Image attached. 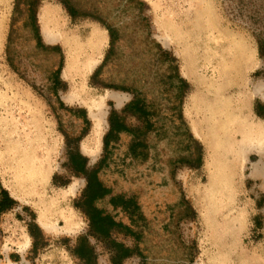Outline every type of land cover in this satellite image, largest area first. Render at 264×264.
Wrapping results in <instances>:
<instances>
[{
  "label": "rangeland",
  "instance_id": "rangeland-1",
  "mask_svg": "<svg viewBox=\"0 0 264 264\" xmlns=\"http://www.w3.org/2000/svg\"><path fill=\"white\" fill-rule=\"evenodd\" d=\"M137 1L71 0L76 9L93 11L119 30L117 49L99 67L109 42L101 23L89 16L71 17L60 0H38L37 34L25 0H0V102L3 97L14 98L5 102L6 107L0 106V190L12 200L11 207L0 213V264H82L73 253L80 235H86L93 246L96 264H111V246L88 235L87 221L74 206L85 179L72 170L69 154L79 152L87 158L88 168L95 167L105 155L102 139L109 112H121L135 89L153 102L156 124L165 130L147 135L145 160L131 159L127 154L130 136L121 133L108 147L98 172L113 194L134 196L144 218L139 228L134 227L140 231L139 240L114 233L116 241L136 249L121 264H264V168L251 171L258 156L249 151L240 182V225L231 241L236 257L231 258L222 242L227 228L215 216L209 193L211 151L202 138L203 128L195 125L197 116L190 104L196 94L190 72L194 64L191 44H185L175 30L177 25L166 20L162 0H141L144 5ZM245 1L244 13L257 11L253 24L237 16V0H204L208 23L247 47L253 63L248 79L255 84L264 82V58L251 31L264 36V0ZM44 9L60 21V38L52 34L54 21L41 18ZM93 28L105 36L95 56L97 63L82 76L78 72L63 75L70 54L63 35L84 38ZM156 43L170 54L167 61L155 54ZM174 68L185 81L183 88L176 79L171 84L161 77ZM196 72L211 76L210 71ZM5 80L10 89L2 84ZM179 101L191 138L177 119ZM27 108L38 116L54 148L45 187L32 192L18 185L10 161V146L17 139L2 125L10 119L21 123L31 116ZM247 110L253 122L264 119V103L258 96H252ZM127 122L136 123L131 117ZM97 206L130 224L107 199Z\"/></svg>",
  "mask_w": 264,
  "mask_h": 264
},
{
  "label": "bare ground",
  "instance_id": "bare-ground-1",
  "mask_svg": "<svg viewBox=\"0 0 264 264\" xmlns=\"http://www.w3.org/2000/svg\"><path fill=\"white\" fill-rule=\"evenodd\" d=\"M161 5L166 12V20L177 25L175 30L185 44H191L189 52L194 64L190 72L196 94L190 98V104L197 116L195 125L203 128L205 135L202 138L211 151L208 179L210 197L214 200L212 209L215 216H219L220 225L227 228L222 242L227 255L233 258L236 257V248L231 241L240 225V182L249 151L258 156V161L252 162L251 171L261 172L264 168V119L253 122L247 110L254 95L264 103V82L253 84L249 81L248 73L253 64L251 54L243 42L208 23L204 0H162ZM52 14L44 9L41 18L54 21L52 34L56 33L54 37L60 38L57 32L62 25L55 16L51 17ZM104 39V34L94 28L84 38L63 35L70 51L63 75L78 72L82 76L84 72L91 71L97 63L95 56ZM199 70L210 71L211 76L198 74L196 71ZM2 84L10 89L11 85L6 80ZM12 99L3 97L0 106L6 107L5 102ZM25 110L29 111L28 108ZM29 112L31 116L21 123L10 119L8 122L3 120L2 125L17 139L10 146V161L17 173L18 185L32 192L45 187L54 148L52 143L49 145L51 140L47 139L38 116ZM198 132L195 129V133ZM45 228L51 229L48 225Z\"/></svg>",
  "mask_w": 264,
  "mask_h": 264
},
{
  "label": "trees",
  "instance_id": "trees-1",
  "mask_svg": "<svg viewBox=\"0 0 264 264\" xmlns=\"http://www.w3.org/2000/svg\"><path fill=\"white\" fill-rule=\"evenodd\" d=\"M26 12L29 15L31 26L38 34V26L35 20V10L38 4V0H25ZM66 11L71 17L76 15L89 16L92 19L98 21L102 24L108 33V49L99 67H102L104 63L110 58L112 52L117 49V43L120 40L119 30L110 25L103 19L100 15L94 13L93 11H80L72 6L71 0H60ZM140 5H144L143 1H137ZM247 6L245 0H237V16L253 24L257 15V11H250L249 13H244ZM11 32L9 33V38L11 37ZM251 34L256 42L257 51L261 58H264V36L260 33H255L251 31ZM156 48V55L160 61L168 60L170 54L163 50L159 44L154 45ZM169 68H172L171 63L168 64ZM175 69V68H174ZM98 72L95 71L94 75ZM167 82L176 79V82L181 85L182 88L185 86V81L182 79L177 71V68L171 74L161 76ZM174 86V85H173ZM131 100L125 105L121 112L111 110L108 114V128L103 136V148L105 150V155L95 167H87V158L84 157L79 152H72L69 154V163L72 170L80 174L85 179V185L76 199L74 206L81 212L87 221L88 225V235L96 238L98 241L103 243H109L111 246V264H121L126 258L132 256L136 249L128 247L125 244L116 241L113 238L114 233H121L124 236L132 237L136 240L140 238V231L134 229V227L139 228L140 221L144 218L140 211V207L135 201L134 196H126L125 194H113L112 190L105 186L98 176V172L102 165L105 163V156L108 153L107 149L110 144L115 143L119 139L121 133H127L130 136V142L127 148V154L134 160H145L148 155V143L146 137L150 133H158V131L165 130L164 126L157 125L158 113L153 105V102L148 101L145 98V92L142 90H133ZM181 101L178 102L176 109L177 119L180 126L184 127L188 138H191L190 132L187 129L186 123L182 116L181 111ZM129 117L134 118L136 123H128L127 119ZM200 160V159H199ZM197 160L196 163L199 162ZM107 198L108 204L113 210H119L124 213L130 224L126 225L121 221L115 220L114 216L107 213L105 210L98 208L96 202ZM12 205V200L8 196L7 192L3 189L0 190V213L8 210ZM73 253L76 258L82 264H96V254L94 248L90 245L86 235H80L75 240Z\"/></svg>",
  "mask_w": 264,
  "mask_h": 264
},
{
  "label": "crops",
  "instance_id": "crops-1",
  "mask_svg": "<svg viewBox=\"0 0 264 264\" xmlns=\"http://www.w3.org/2000/svg\"><path fill=\"white\" fill-rule=\"evenodd\" d=\"M105 199H107V198H105ZM103 200V199H102ZM99 201H101V200H98L97 202H99ZM97 202H96V206H97ZM98 207V206H97ZM99 208V207H98ZM102 209V208H101ZM104 210V209H103ZM106 211V210H105ZM107 213H110V212H108V211H106ZM111 214V213H110ZM114 216V215H113ZM115 218V217H114ZM116 220V219H115Z\"/></svg>",
  "mask_w": 264,
  "mask_h": 264
}]
</instances>
